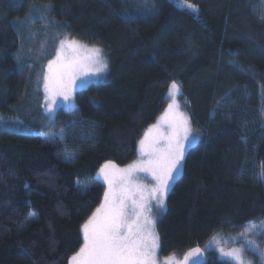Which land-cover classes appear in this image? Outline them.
<instances>
[{
	"label": "trees",
	"instance_id": "obj_1",
	"mask_svg": "<svg viewBox=\"0 0 264 264\" xmlns=\"http://www.w3.org/2000/svg\"><path fill=\"white\" fill-rule=\"evenodd\" d=\"M36 6L48 7L51 41L108 62L44 124L33 84L56 47L32 55L19 28ZM173 82L202 139L157 222L161 257L264 224V0H0V114L17 124L0 128V264L70 263L108 191L101 167L139 158ZM201 264L232 263L208 251Z\"/></svg>",
	"mask_w": 264,
	"mask_h": 264
},
{
	"label": "snow or ice",
	"instance_id": "obj_2",
	"mask_svg": "<svg viewBox=\"0 0 264 264\" xmlns=\"http://www.w3.org/2000/svg\"><path fill=\"white\" fill-rule=\"evenodd\" d=\"M191 7V5H189ZM64 41L61 42L63 49ZM69 47H78L76 41H71ZM88 62L95 67L96 72L104 70L107 65L101 56L99 48L88 50ZM62 55L58 51L57 58ZM49 67H52L50 62ZM79 70L77 65L69 64L63 71L57 73L54 80L46 77L45 90H55L67 99V93L73 83V76ZM67 77V79H65ZM51 85V87H50ZM179 93V86L173 82L170 85V94L174 97ZM178 106L169 104L168 111L161 119L169 124L172 131L166 137V147L160 151L155 145L159 142V126L154 125L140 141L141 153L149 155L147 161L129 165L126 169H116L111 162L101 167L99 175L108 185L104 194V203L96 209L92 217L82 225L83 246L71 257L70 264H156L155 251L158 248V237L150 231L152 220L146 213L147 207L143 186L132 182L135 171L151 173L155 185L150 195L158 206L163 208L164 197L169 189V182L178 173L180 161L184 158V141L189 139V122L183 114L175 111ZM150 149V150H149ZM112 171L109 172L108 170ZM79 185V181H77ZM86 188L87 185H82ZM139 193V198H137ZM200 249H195L198 253ZM221 253L232 258L236 264H244L240 250ZM165 264H170L166 260Z\"/></svg>",
	"mask_w": 264,
	"mask_h": 264
},
{
	"label": "rangeland",
	"instance_id": "obj_3",
	"mask_svg": "<svg viewBox=\"0 0 264 264\" xmlns=\"http://www.w3.org/2000/svg\"><path fill=\"white\" fill-rule=\"evenodd\" d=\"M47 12L48 7L36 6L32 10L30 19L25 20L19 24V28L21 29L22 34L24 35L25 43L29 45L31 44L30 48H33L32 51L30 50L32 55H38L41 52V49H45L46 44L51 45L52 43L55 44L56 47V55L54 56V60L52 61V67H49V70L47 71L45 76L44 74L38 75L34 79L33 84V91L36 90L37 94L41 95V98L43 100V105L41 104V109L45 117L40 118L38 121V123L42 124L51 121L59 109L72 108L74 106V99L76 93L79 90L86 88L90 84L103 81L108 71L107 58L105 57L101 49V56L104 62L106 63L107 67L100 72H96L95 67L88 62L87 57L90 55L88 50L97 47L87 46L83 43L76 41L79 46L73 48L69 47L68 44L74 40L65 39L63 40L65 42L63 49H61V41H51L54 39V32L50 33L51 29H53V24L46 19ZM58 51L62 52V55L59 57V59L57 58ZM69 64L77 65L79 70L75 73L72 78L73 83L71 84L70 89L67 93V99H65V96L63 94H59L55 90L46 91L45 78L48 77L50 78V80H54L57 73L63 71V68ZM65 79H67V77H65ZM38 86H40L41 89H38ZM180 90L181 89L179 87V92ZM35 94L36 93H34V95ZM167 100L168 104L163 115L157 120L156 124H154L159 126L158 133L154 132L151 134L158 135L160 137L159 142L155 145V147L158 148L160 151H163L167 144L166 137L172 131V129L169 127V124L161 119L165 116V113L168 111L169 104L175 102V104L178 106L175 111L180 114H183V116L187 118L191 131L189 139L183 142L185 144L184 158L180 161V165L178 166V173H175L174 179L169 182V189L164 197L163 208H160L156 200L153 199L150 195V190L156 183V181L153 180L151 173L148 171L137 170L132 175V182L134 184L143 186V196L146 205L148 208L151 209V211L146 213V215L150 216L153 222L150 231H152L158 237L159 246L155 251L156 264H165L166 260L170 261V264H201L203 261V254L208 251H217L222 259L230 261L232 264H236V261H234L232 258L223 255L221 253V249H223L224 252L240 250L244 264H264V243L262 241L263 238L260 237V235L264 234V224H258L250 227L245 233V235L241 236H228L224 235L223 233H218L204 247L196 248L200 249L198 253L194 252L195 249H193L184 254H172L168 257L160 256V238L156 228L157 222L166 211L167 198L171 189L182 175L187 152L191 147L199 144L202 139V133L197 131L193 127L191 114L187 103L184 105L179 93L173 97L170 94L169 87L167 93ZM7 125L12 126L17 124L14 121L10 122V120H8L6 116L0 114V128L7 127ZM28 128L30 127L28 126ZM143 139H145V136ZM148 159L149 155H147L146 153H141L139 143V158L131 165L138 164L142 161H147ZM126 168L128 167L118 169ZM102 181L104 182L103 179ZM139 195L140 194L137 193V198H139ZM240 238L244 239L246 243H241L234 246L233 244L237 243Z\"/></svg>",
	"mask_w": 264,
	"mask_h": 264
}]
</instances>
